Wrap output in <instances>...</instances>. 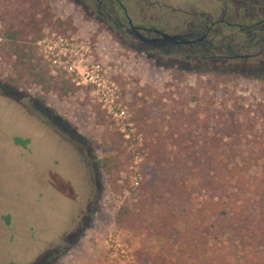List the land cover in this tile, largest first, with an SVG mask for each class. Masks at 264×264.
Masks as SVG:
<instances>
[{"label": "rangeland", "instance_id": "obj_1", "mask_svg": "<svg viewBox=\"0 0 264 264\" xmlns=\"http://www.w3.org/2000/svg\"><path fill=\"white\" fill-rule=\"evenodd\" d=\"M163 1L185 11L219 10L225 4L224 0ZM42 7L50 15L44 31L61 29L88 41L96 60L105 64L117 83V92L114 102L109 97L107 103L91 87L60 96L40 85H10L16 76L14 57L9 55L10 43L2 45L0 264H134L137 248H158L144 231L115 224L118 208L136 193L134 176L142 179L143 134L132 119L137 109H145V120L161 124L163 112L174 108L197 103L205 108L240 106L254 110L258 125L263 126L264 80L256 75L264 72V55L248 60L183 57L175 61L144 45L119 44L116 33L88 0H43ZM20 17L16 0H0V33L12 24L18 26ZM58 19L63 21L61 27ZM42 98L46 107L74 125L72 131L57 128L36 111L33 103ZM94 105L107 124L96 121ZM114 129L126 133L128 152L134 154L120 173L129 187L119 191L110 188L93 155L101 157L103 149L110 148L109 133Z\"/></svg>", "mask_w": 264, "mask_h": 264}, {"label": "trees", "instance_id": "obj_2", "mask_svg": "<svg viewBox=\"0 0 264 264\" xmlns=\"http://www.w3.org/2000/svg\"><path fill=\"white\" fill-rule=\"evenodd\" d=\"M16 1L18 26L1 32L14 57L10 85L35 84L45 92L74 95L80 88L66 74L52 73L33 45L50 16L43 0ZM256 77L264 80V72ZM45 102L33 103L36 111L72 131L74 125ZM93 108L96 121L107 124L102 110ZM144 111L137 109L132 118L143 134L142 179L132 201L118 208L115 224L144 231L158 248L140 246L134 264H264V124L258 125L255 111L197 103L163 112L161 124L145 120ZM109 141L101 157L93 155L110 188L119 191L129 187L120 173L134 154L128 152L126 133L114 129Z\"/></svg>", "mask_w": 264, "mask_h": 264}, {"label": "flooded vegetation", "instance_id": "obj_3", "mask_svg": "<svg viewBox=\"0 0 264 264\" xmlns=\"http://www.w3.org/2000/svg\"><path fill=\"white\" fill-rule=\"evenodd\" d=\"M137 1L148 8L137 6ZM224 1L219 10L185 11L163 0H88L89 7L116 33L119 44L144 45L175 61L263 56L264 0Z\"/></svg>", "mask_w": 264, "mask_h": 264}, {"label": "built area", "instance_id": "obj_4", "mask_svg": "<svg viewBox=\"0 0 264 264\" xmlns=\"http://www.w3.org/2000/svg\"><path fill=\"white\" fill-rule=\"evenodd\" d=\"M5 42L6 38L0 33V47ZM33 45L52 73L66 74L80 89L91 87L101 100L105 97V102L109 103L110 99L114 102L117 83L110 78L105 64L96 60L94 49L88 41L75 34L47 30ZM112 106V103L108 105L109 108ZM139 177L134 176L133 184H139Z\"/></svg>", "mask_w": 264, "mask_h": 264}]
</instances>
